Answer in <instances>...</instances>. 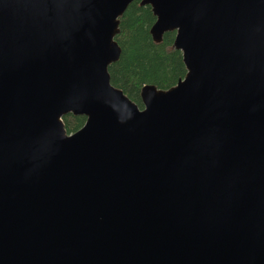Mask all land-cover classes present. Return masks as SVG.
Returning a JSON list of instances; mask_svg holds the SVG:
<instances>
[{
	"label": "water",
	"instance_id": "95a60500",
	"mask_svg": "<svg viewBox=\"0 0 264 264\" xmlns=\"http://www.w3.org/2000/svg\"><path fill=\"white\" fill-rule=\"evenodd\" d=\"M130 1L0 0V264H264V0H140L186 67L142 107Z\"/></svg>",
	"mask_w": 264,
	"mask_h": 264
},
{
	"label": "trees",
	"instance_id": "16d2710c",
	"mask_svg": "<svg viewBox=\"0 0 264 264\" xmlns=\"http://www.w3.org/2000/svg\"><path fill=\"white\" fill-rule=\"evenodd\" d=\"M118 20L114 39L120 46V54L107 66L110 82L142 107L140 89L143 84L167 88L184 76L186 67L181 51L173 45L175 30L164 31L159 41L152 39L149 28L155 15L149 4L131 0ZM85 118L83 114H64L66 132L77 130Z\"/></svg>",
	"mask_w": 264,
	"mask_h": 264
}]
</instances>
